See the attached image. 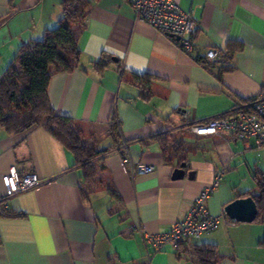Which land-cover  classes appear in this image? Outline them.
Returning a JSON list of instances; mask_svg holds the SVG:
<instances>
[{
  "label": "crops",
  "instance_id": "0c3cea01",
  "mask_svg": "<svg viewBox=\"0 0 264 264\" xmlns=\"http://www.w3.org/2000/svg\"><path fill=\"white\" fill-rule=\"evenodd\" d=\"M59 1L0 0V75L23 43L56 24ZM176 2L197 23L191 53L137 20L125 0H90L83 25L74 26L78 65L50 66L51 107L91 129L95 186L84 185L72 151L43 126L19 133L0 126V195L11 165L41 180L3 201L0 264H199L201 244L216 247L217 264H264V226L255 219L219 223L158 250L145 243L143 232L168 231L217 174L205 205L212 215L264 183V150L251 140L190 130L264 91V0ZM209 48L222 51L220 62H202ZM102 55L107 64L95 67ZM181 162L184 176L172 178ZM140 163L152 168L140 173Z\"/></svg>",
  "mask_w": 264,
  "mask_h": 264
},
{
  "label": "trees",
  "instance_id": "16d2710c",
  "mask_svg": "<svg viewBox=\"0 0 264 264\" xmlns=\"http://www.w3.org/2000/svg\"><path fill=\"white\" fill-rule=\"evenodd\" d=\"M59 6L61 13L56 24L46 29L41 38L23 43L14 62L0 75V126L8 133H19L32 125L43 126L72 151L76 164L81 168L84 185L90 188L99 181L93 164L98 148L94 143L85 142L82 129L74 119L54 111L46 95L51 65L55 71L70 70L78 65L79 50L74 26L83 25L90 0H60ZM106 61L102 55L93 65L103 67ZM202 62L208 65V62ZM159 139H166V135H160ZM252 197L257 206L254 219L264 226L262 181H258V191ZM260 245L264 247V233ZM194 254L199 264H217L218 253L214 245H198Z\"/></svg>",
  "mask_w": 264,
  "mask_h": 264
},
{
  "label": "built area",
  "instance_id": "2783aa9c",
  "mask_svg": "<svg viewBox=\"0 0 264 264\" xmlns=\"http://www.w3.org/2000/svg\"><path fill=\"white\" fill-rule=\"evenodd\" d=\"M125 1L131 5L137 20L144 21L162 34L173 37L178 47L184 52H192L194 47L192 34L197 28V23L189 11L178 6L176 0ZM204 55L208 64L212 65L220 62L222 51L209 48ZM219 129L233 133L240 141L251 140L255 148L264 150V91L250 99L235 102L231 110L224 115L190 126V130L198 135L212 134ZM151 168L149 165L140 163L136 166V171L144 173ZM219 177L220 173L215 176L210 185L198 192L188 213L184 218L174 221L168 231L153 234L143 232L145 243L152 244L158 250L168 243L177 245L185 239L198 238L213 230L219 223L236 224L237 221L229 218L224 209L218 215H212L206 209V201ZM1 178L4 193L0 195V212H3V201L6 197L31 189L41 182L35 172L19 173L15 165H11ZM142 264H150V258Z\"/></svg>",
  "mask_w": 264,
  "mask_h": 264
},
{
  "label": "water",
  "instance_id": "95a60500",
  "mask_svg": "<svg viewBox=\"0 0 264 264\" xmlns=\"http://www.w3.org/2000/svg\"><path fill=\"white\" fill-rule=\"evenodd\" d=\"M177 38V37H176ZM185 163L181 162L173 169L172 178H181L185 174ZM187 175L191 177L193 171H188ZM224 211L231 219L240 222L252 221L257 212L256 203L251 195L237 197L224 206Z\"/></svg>",
  "mask_w": 264,
  "mask_h": 264
},
{
  "label": "rangeland",
  "instance_id": "374dc122",
  "mask_svg": "<svg viewBox=\"0 0 264 264\" xmlns=\"http://www.w3.org/2000/svg\"><path fill=\"white\" fill-rule=\"evenodd\" d=\"M79 125V124H78ZM80 126V128L82 129V132H83V136H84V140H85V142H87V143H94V141L93 140H90V139H88L89 138V136H91L92 135V133H90V131H91V129L88 127V126H84V125H79Z\"/></svg>",
  "mask_w": 264,
  "mask_h": 264
}]
</instances>
